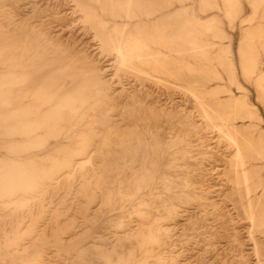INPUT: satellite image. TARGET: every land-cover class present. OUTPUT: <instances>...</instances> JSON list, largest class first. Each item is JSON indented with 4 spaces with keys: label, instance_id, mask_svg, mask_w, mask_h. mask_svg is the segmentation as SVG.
<instances>
[{
    "label": "rangeland",
    "instance_id": "rangeland-1",
    "mask_svg": "<svg viewBox=\"0 0 264 264\" xmlns=\"http://www.w3.org/2000/svg\"><path fill=\"white\" fill-rule=\"evenodd\" d=\"M207 1L0 0V264H264V0Z\"/></svg>",
    "mask_w": 264,
    "mask_h": 264
},
{
    "label": "bare ground",
    "instance_id": "bare-ground-1",
    "mask_svg": "<svg viewBox=\"0 0 264 264\" xmlns=\"http://www.w3.org/2000/svg\"><path fill=\"white\" fill-rule=\"evenodd\" d=\"M208 1H209V0H208ZM208 1H207V2H208ZM155 3H156V2H155ZM124 4H125V3H124ZM207 4H208V3H207ZM54 7H55V6H54ZM110 8H112L111 5H110ZM110 10H111V9H110ZM192 10H193V9H192ZM229 10H230V9H229ZM102 11H103V10H102ZM104 11H105V10H104ZM127 11H128V10H127ZM230 11H231V10H230ZM112 13H114V12H112ZM146 13H147V12H146ZM152 13H153V12H152ZM87 14H88V13H87ZM87 14H86V15H87ZM94 14H95V13H94ZM144 14H145V13H144ZM148 14H149V13H148ZM137 15H138V14H137ZM88 16L90 17L91 15L88 14ZM95 16H96V15H95ZM111 16H112V15H111ZM113 16H114V15H113ZM86 17H87V16H86ZM175 17H176V16H175ZM87 18H88V17H87ZM169 18H170V17H169ZM80 19H81V18H80ZM175 19H176V18H175ZM86 22H87V21H86ZM100 22H101V21H100ZM136 23H137V22H136ZM104 24H105V23H104ZM104 26H105V25H104ZM143 27H144V26H143ZM166 27H167V26H166ZM102 28H103V27H102ZM102 28H101V29H102ZM124 28H125V27H124ZM162 28H163V27H162ZM114 31H115V30H114ZM217 32H218V31H217ZM10 33H11V32H10ZM16 35H18V34H16ZM19 35H20V34H19ZM19 35H18V36H19ZM94 35H95V34H94ZM218 35H219V34H218ZM11 36H12V35H11ZM95 36H96V35H95ZM109 37H110V36H109ZM67 38H68V37H67ZM173 38H174V37H173ZM243 38H244V37H243ZM247 38H248V37H247ZM173 40H174V39H173ZM243 40H244V39H243ZM257 40H258V39H257ZM99 41H100V40H99ZM139 41H140V40H139ZM249 41H250V40H249ZM64 44H65V43H64ZM127 44H128V43H127ZM136 44H137V43H136ZM136 44H135V45H136ZM138 44H139V43H138ZM67 45H68V44H67ZM113 45H114V44H113ZM243 45H244V44H243ZM8 46H9V45H8ZM24 46H25V45H24ZM100 46H101V45H100ZM119 46H120V44H119ZM170 46H171V45H170ZM262 46H263V45H262ZM27 47H29V46H27ZM136 47H137V46H136ZM196 47H197V46H196ZM247 47H248V46H247ZM29 48H30V47H29ZM102 48H103V46H102ZM102 48H101V49H102ZM240 48H241V47H240ZM116 49H117V48H115V50H116ZM119 49H120V48H119ZM120 50L122 51V49H120ZM170 50H171V49H170ZM241 50H242V49H241ZM244 50H245V49H244ZM244 50H243V51H244ZM121 51H119V54H120L121 58L123 59V58L126 57L127 55H126V56H125V55L123 56V53H121ZM201 52H202V51H201ZM24 53H25V50H24ZM176 53H177V52H176ZM189 53H190V52H189ZM246 53H247V52H246ZM244 54H245V53H244ZM217 55H218V54H217ZM246 55H248V54H246ZM22 56H23V55H22ZM216 57H217V56H216ZM14 58H15V57H14ZM55 58H56V57H55ZM61 58H62V57H61ZM219 58H220V56H219ZM246 58H247V57H246ZM95 59H96V58H95ZM220 59H221V58H220ZM247 59H248V58H247ZM249 59H250V58H249ZM125 60H126V58H125ZM13 61H14V60H13ZM123 61H124V60H123ZM221 61H222V60H221ZM245 61H246V60H245ZM15 62L18 63L17 61H15ZM15 62H14V63H15ZM173 62H174V61H173ZM49 63H51V62H49ZM122 63L125 64V62H122ZM18 64H19V63H18ZM147 65H148V64H147ZM147 65H146V66H147ZM121 67H122V66H121ZM160 67H161V66H160ZM119 68H120V67H119ZM120 70H121V69H120ZM129 70H130V69H129ZM228 70H229V69H228ZM135 72H136V71H135ZM142 73H143V72H142ZM142 73H141V74H142ZM158 82H159V81H158ZM160 82H162V81H160ZM165 83H166V82H165ZM157 84H158V83H157ZM39 86H40V85H39ZM39 86H38V87H39ZM237 88H238V87H237ZM221 89H222V88H221ZM39 90H40V89H39ZM55 90H56V89H55ZM47 91H48V90H47ZM19 92H21V91H19ZM19 92H18V93H19ZM35 92H36V91H35ZM21 93H22V92H21ZM23 93H24V92H23ZM43 93H44V92H43ZM197 93H198V92H197ZM15 95L17 96V94H15ZM23 95H24V94H23ZM199 95H200V94H199ZM208 95H209V94H208ZM20 96H21V95H20ZM25 96H27V95H25ZM25 96H24V97H25ZM31 96H32V95H31ZM41 96H42V95H41ZM92 96H93V95H92ZM36 97H37V96H36ZM38 97H39V96H38ZM8 98H9V97H8ZM17 98H18V97H17ZM18 99H19V98H18ZM18 99H17V100H18ZM197 99H199V98H197ZM17 100H16V104H17V102H18ZM33 100H34V99H33ZM44 100H45V99H44ZM62 100H63V99H62ZM9 101H10V100H9ZM237 101H238V100H237ZM66 102H67V101H66ZM42 103H43V102H42ZM42 103H41V104H42ZM10 104H13V102H10ZM10 104H9V105H10ZM26 104H27V103H26ZM34 104H36V103H34ZM41 104H40V105H41ZM48 104H49V103H48ZM28 105H29V104H28ZM28 105H27V106H28ZM31 105H32V104H31ZM40 105H39V107H40ZM54 105H55V104H54ZM237 105H238V104H237ZM2 106H3V105H2ZM70 106H71V105H70ZM123 106H124V105H123ZM29 107H30V106H29ZM33 107H34V106H33ZM35 107H36V109L33 108V109H34V110H33V111H34V112H33V113H34L33 115H36L37 112H38V110H39V109H38L39 107H37V106H35ZM239 108H240V107H239ZM28 109H29V108H28ZM31 109H32V108H31ZM37 109H38V110H37ZM55 109H56V108H55ZM57 109H58V108H57ZM203 109H204V108H203ZM22 110H23V109H22ZM15 111H16V110H15ZM52 111H53V110H52ZM5 113H6V112H5ZM16 113H17V112H16ZM28 113H30V112H28ZM6 114H8V113H6ZM24 114H27V109H24L23 112L21 113V115H24ZM12 115H13V114H12ZM7 116H8V115H6V117H7ZM71 116H73V115L71 114ZM240 116H241V115H240ZM10 117H11V116H10ZM10 117H9V118H10ZM12 117H13V116H12ZM66 117H67V116H66ZM209 117H210V116H209ZM9 118H8V119H9ZM16 118H17V117H16ZM44 118H45V117H44ZM71 118H72V117H71ZM71 118H70V119H71ZM221 119H222V118H221ZM80 120H81V119H80ZM242 120H243V119H242ZM4 121H5V120H4ZM5 122H6V121H5ZM42 122H43V121H42ZM71 122H72V121H71ZM77 123H79V122H77ZM98 124H100V123H98ZM38 125H40V124H38ZM38 125H32V124L29 123V124H26V125H23V126H22V128H21V130H20V134H21L22 137L24 138V139L22 140L23 142H25L24 145L22 146V147H24V149H28L29 147L32 146L33 143H35V144H36V143H39V141L37 140L38 138L36 139V137H35V136L37 135L36 132H37L38 127H39ZM42 125H43V124H42ZM63 125H64V123H63ZM88 125H90V124H88ZM125 125H126V124H125ZM17 126H18V125H17ZM62 127H63V126H62ZM136 131H137V130H136ZM18 132H19V131H18ZM87 132H88V131H87ZM231 132H232V131H231ZM135 133H136V132H135ZM46 136H47V135H46ZM142 137H143V136H142ZM105 139H106V138H105ZM261 139H262V138H261ZM41 140H42V139H41ZM41 140H40V141H41ZM247 141H248V140H247ZM29 143H30V144H29ZM73 143H74V142H73ZM247 143H248V142H247ZM79 144H80V143H79ZM260 144H261V143H260ZM21 145H22V144H21ZM34 146H35V145H34ZM126 146H127V145H126ZM68 147H69V146H68ZM138 147H139V145H138ZM62 148H63V147H62ZM66 148H67V147H66ZM69 148H70V147H69ZM250 149H251V148H250ZM72 150H73V149H72ZM74 150H75V149H74ZM79 150H80V149H79ZM236 150H237V149H236ZM248 150H249V149H248ZM39 151H40V150H39ZM98 151H99V150H98ZM107 151H108V150H107ZM110 151H111V150H110ZM124 151H125V150H124ZM133 151H134V150H133ZM238 151H239V149H238ZM254 151H255V150H254ZM66 152H67V151H66ZM122 152H123V151H122ZM258 152H259V151H258ZM59 153H60V152H59ZM71 153H72V151H71ZM75 153H76V152H75ZM133 153H134V152H133ZM262 153H263V152H262ZM60 154H61V153H60ZM239 154H240V153H239ZM46 155H47V154H46ZM66 155H67V154H66ZM69 155H70V154H69ZM240 155H241V154H240ZM240 155H239V156H240ZM88 156H89V155H88ZM237 156H238V155H237ZM49 157H50V156H49ZM51 157H52V156H51ZM61 157H62V156H61ZM70 157H71V156H70ZM90 157H91V156H90ZM113 157H114V156H112L111 153H108L107 156L105 157V161H106V162H112V161H114V158H113ZM240 157H241V156H240ZM240 157H239V158H240ZM46 158H47V157H46ZM46 158H45V159H46ZM53 158H54V157H53ZM62 158H63V157H62ZM91 158H92V157H91ZM43 159H44V158H42V161H43ZM55 159H56V158H55ZM58 159H59V158H58ZM138 159H139V158H138ZM237 159H238V158H237ZM86 160L88 161V160H90V159L88 158V159H86ZM25 161H27V160H25ZM32 161H33V160H32ZM47 161H48V160H47ZM49 161H50V160H49ZM49 161H48V162H49ZM240 161H241V160H240ZM43 162H44V161H43ZM53 162H54V161H53ZM53 162H52V163H53ZM79 162H81V161H79ZM83 162H84V161H83ZM88 162H89V161H88ZM249 162H250V161H249ZM84 163H85V162H84ZM86 163H87V162H86ZM58 164H59V163H58ZM74 164H75V163H74ZM76 164H78V163H76ZM39 165H40V163H39ZM59 165H60V164H59ZM61 165H62V164H61ZM63 165H64V164H63ZM67 165H68V164H67ZM72 165H73V164H72ZM72 165H71V168H72ZM81 165H82V164H81ZM69 166H70V164H69ZM82 166H83V165H82ZM74 167H75V166H73V169H74ZM80 167H81V166H80ZM67 171H68V170H67ZM245 175H246V174H245ZM70 176H71V175H70ZM238 178H239V177H238ZM244 179H245V178H244ZM241 180H242V179H241ZM140 183H141V182H140ZM141 184H142V183H141ZM246 189H247V188H246ZM246 197H247V196H246ZM250 202H251V201H250ZM255 210H256V209H255ZM251 226H252V225H251ZM55 264H56V263H55Z\"/></svg>",
    "mask_w": 264,
    "mask_h": 264
}]
</instances>
